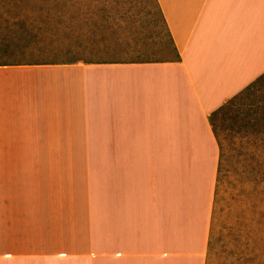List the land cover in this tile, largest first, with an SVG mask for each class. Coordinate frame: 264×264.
Masks as SVG:
<instances>
[{
    "label": "crops",
    "instance_id": "obj_1",
    "mask_svg": "<svg viewBox=\"0 0 264 264\" xmlns=\"http://www.w3.org/2000/svg\"><path fill=\"white\" fill-rule=\"evenodd\" d=\"M179 61L0 64V264H205L209 115L264 73V0H158Z\"/></svg>",
    "mask_w": 264,
    "mask_h": 264
},
{
    "label": "rangeland",
    "instance_id": "obj_2",
    "mask_svg": "<svg viewBox=\"0 0 264 264\" xmlns=\"http://www.w3.org/2000/svg\"><path fill=\"white\" fill-rule=\"evenodd\" d=\"M36 1L46 7L37 8L35 0H0V62L128 61L135 55L131 48L144 40H161L162 31L160 36L154 31L145 37L139 28L143 17L138 9L143 14L150 9L148 17L160 25L152 0H146L147 5L144 0H62L64 10L59 13L66 24L56 18L52 4ZM47 14L59 23L42 20ZM220 138L224 156L216 179L205 264H264V147L256 146L259 162L253 167L246 160L253 150L240 153L239 139L226 130L220 131Z\"/></svg>",
    "mask_w": 264,
    "mask_h": 264
},
{
    "label": "trees",
    "instance_id": "obj_3",
    "mask_svg": "<svg viewBox=\"0 0 264 264\" xmlns=\"http://www.w3.org/2000/svg\"><path fill=\"white\" fill-rule=\"evenodd\" d=\"M48 1V2H47ZM138 0H129V3H137ZM45 3L48 5L52 4L53 7L56 8L54 15L61 22L62 14L59 13V10H64L62 5V0H45ZM144 4L147 5L146 0L143 1ZM154 4L158 16L160 25L158 23H154L153 18H149L148 15L150 13V9L145 10V14L142 13L141 9H138V15L142 16V24H140V31H143L146 35L145 37H149L152 32H157L160 36L162 31V36H160L161 40L157 41H143L141 46L136 48H131V50L135 51L134 58L132 61L138 62H160V61H179L180 54L179 51L173 41L169 28L167 26L163 11L159 5L158 0H152ZM35 6L37 8H42L43 4H39L35 0ZM66 6V4H65ZM63 12V11H62ZM142 13V15L140 14ZM131 16H135L134 12L131 13ZM145 17V18H144ZM147 21V24L144 25L143 22ZM42 20H55L49 14L45 15ZM134 20H139V17L136 15ZM141 20V19H140ZM58 22L57 20H55ZM32 24H35V21H31ZM59 23V22H58ZM155 26V30L153 29ZM160 26V29L159 27ZM69 27V26H66ZM70 32V31H69ZM88 33V32H86ZM166 37L165 42L163 41V37ZM16 42L14 38L11 39ZM82 46V43H81ZM90 48V47H89ZM86 46L83 47V50L87 52H91ZM92 53V52H91ZM80 61L79 59H71L69 61H65V63H74ZM84 62H94L92 60H84ZM0 64H20V63H3ZM209 122L212 127L213 133L217 139V143L219 146V162L217 167V176L218 180V172L222 165L223 156H224V147L223 142L220 138V131L226 130L227 134L231 135L234 138L239 139L238 149L239 152L242 153L243 150H253L254 152L246 155V160L250 162L253 167H256V163L259 162V156L257 154V148L260 145L264 147V73L256 78L253 82L247 85L244 89H242L239 93L228 99L224 104H222L219 108L214 110L209 115ZM256 162V163H255ZM249 164V163H248ZM259 166V164H257Z\"/></svg>",
    "mask_w": 264,
    "mask_h": 264
}]
</instances>
